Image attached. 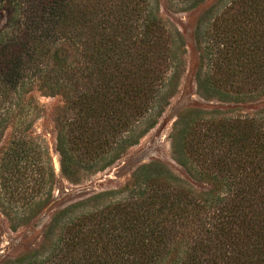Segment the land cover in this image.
I'll list each match as a JSON object with an SVG mask.
<instances>
[{
  "label": "trees",
  "instance_id": "16d2710c",
  "mask_svg": "<svg viewBox=\"0 0 264 264\" xmlns=\"http://www.w3.org/2000/svg\"><path fill=\"white\" fill-rule=\"evenodd\" d=\"M0 12V179L11 197L30 189L28 202L2 204L16 228L55 199L32 93L64 98L55 149L61 174L77 183L153 126L177 90L185 50L153 0H0ZM194 37L203 96H264V0H216ZM170 139L175 160L211 190L142 164L121 189L54 213L38 250L2 264H264V108L190 110Z\"/></svg>",
  "mask_w": 264,
  "mask_h": 264
},
{
  "label": "rangeland",
  "instance_id": "374dc122",
  "mask_svg": "<svg viewBox=\"0 0 264 264\" xmlns=\"http://www.w3.org/2000/svg\"><path fill=\"white\" fill-rule=\"evenodd\" d=\"M158 14L165 24L179 33L184 43V65L175 94L156 117L152 127L139 138L138 142L127 148L121 157L103 171L97 172L79 182L67 180L60 171L59 155L55 149L56 117L65 104L61 95L45 96L34 91L33 97L39 104L33 129L47 142L51 161L56 175L55 198L44 204L35 218L13 228L3 205L20 206L28 202L27 195L12 193L0 179V264L19 255L38 250L46 241L45 232L54 213L63 207L83 200L93 193L121 189L131 179L132 173L142 164L159 163L173 176L197 192H206L213 187L209 183L193 179L174 158L171 149L170 134L177 117L190 110L232 111L253 113L264 108V96L258 100L238 103L221 101L215 97H205L197 89L196 72L200 57L195 42L194 30L199 17L216 1L202 0L192 9H182L174 0H153ZM5 12H0V27L5 20ZM32 182V181H31ZM26 193V194H25ZM26 196L23 198V196Z\"/></svg>",
  "mask_w": 264,
  "mask_h": 264
}]
</instances>
